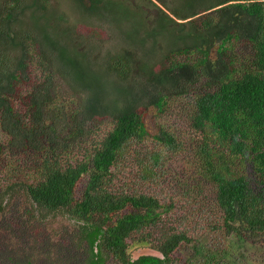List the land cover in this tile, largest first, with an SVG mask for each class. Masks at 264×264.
<instances>
[{
    "label": "trees",
    "instance_id": "1",
    "mask_svg": "<svg viewBox=\"0 0 264 264\" xmlns=\"http://www.w3.org/2000/svg\"><path fill=\"white\" fill-rule=\"evenodd\" d=\"M71 1L81 23L110 27L120 44L110 66L128 82L110 79L117 88L105 91L89 65L94 49L80 48L75 25L52 13L51 0H0L4 200L24 191L28 214L72 222L75 251L87 249L80 262L66 255L70 264H227L241 247L232 238L264 240V0ZM38 67L47 82L40 92L30 83ZM54 74L85 100L56 102ZM172 104L186 109V139L148 126L149 107L164 114ZM24 105L53 129L42 143L21 134ZM56 109L68 112L63 130L49 118ZM80 116L84 125L110 120L69 145L73 126L83 132ZM14 139L28 150L24 161ZM190 246L193 254L179 258Z\"/></svg>",
    "mask_w": 264,
    "mask_h": 264
},
{
    "label": "rangeland",
    "instance_id": "2",
    "mask_svg": "<svg viewBox=\"0 0 264 264\" xmlns=\"http://www.w3.org/2000/svg\"><path fill=\"white\" fill-rule=\"evenodd\" d=\"M51 1L52 13L54 15L55 13L63 15L66 18V23L75 25L74 40L76 42H83V45L80 48L85 47L89 50L94 49L93 56L96 58L95 61L98 65L93 61L90 62L89 65H92L93 71L97 74H102V78L105 81V91L107 93H112L117 88L114 87V84L110 79L118 84L120 82H128L122 81V78L119 77L120 75L113 72L110 66V58L119 53L116 52V50L120 48V44L117 45L116 40L111 38L112 32L110 31V27L107 24H101L96 20H93L95 22H92L91 25L89 24V21L86 20L81 23L79 21L81 14L75 10L71 0ZM120 27L123 33L127 32L129 35L134 34L136 31L133 22H121ZM78 58L81 61H86L84 56ZM57 63L59 66L64 67L61 62L57 61ZM64 70L67 71L65 67ZM42 71L43 68L38 67L33 72L30 81L32 84V90H34L33 87L36 86L37 83L39 84V92L40 90L45 89L47 82H44ZM133 71L134 74L138 73V75L134 76L140 75L138 69ZM106 73H108L109 77ZM63 79L60 78L59 75L54 74L51 86L53 85L56 90V93L53 95L56 96L58 94L56 102L58 101L62 103L74 96L80 101H84L85 98H81L84 95L81 93L79 95L73 93V89L69 87ZM88 90L89 92H92V90L87 89V91ZM27 106L28 105L17 106V109L19 111L21 110V126L23 124L22 130L24 131L21 134L29 136L31 141L39 139V143H42L44 140H47V138L42 139L40 137L43 134L51 133L53 129H51V131L47 130V128H45V118L41 114L39 115L36 112L33 113L31 108ZM149 108L150 113L146 119L150 129L155 131L157 126L165 124L171 133H178L177 135L182 140L188 138L189 127L187 122V112L184 105L177 109L175 104H172L168 112L164 114H159V112H157V110L155 111L152 106ZM56 112L60 115H57V117L50 116L49 118H54L55 127L56 124H63L60 129L63 130L65 127L64 121L68 112H60L59 110ZM49 118H47V120ZM107 120H110V118H105V120H90L84 125V119L80 116L77 121L78 124L80 121L81 124H83V132L76 131L75 126H73V134L76 132V139L74 138V142V139L70 140L71 144L69 145L76 146V142L82 143L91 136V133L94 134V132L91 131L96 129L95 133H97ZM33 125H37L38 127L34 130H27L25 127ZM28 132L30 133L28 134ZM11 145L18 153L16 158L24 161L27 157L28 150L23 151V146L21 143L15 141V139ZM83 182L84 180L82 183ZM17 193L18 194L15 196H11L12 198L9 201L4 200V198L7 199V195L0 193V204L3 203V200L6 201V208L0 213V264H26L28 261H31L33 264H70L66 255L71 252H73L76 259L80 262V255L86 251L87 246L84 245V248L79 253L75 251L77 250L78 228L72 222L62 217L47 221L41 219L40 215H36V213L39 214L41 212L33 210L36 213L28 214L27 208L30 206L28 194L24 191ZM231 244H239L241 247H234L232 257L227 264H243L245 260L253 264H264V240L258 238L253 242L247 240V242L237 243L235 238H232ZM193 252L194 248L192 246L183 247L178 253V257L182 259L187 258L192 255Z\"/></svg>",
    "mask_w": 264,
    "mask_h": 264
}]
</instances>
